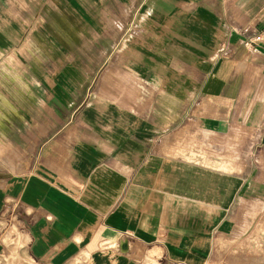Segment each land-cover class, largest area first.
<instances>
[{
	"label": "crops",
	"instance_id": "crops-1",
	"mask_svg": "<svg viewBox=\"0 0 264 264\" xmlns=\"http://www.w3.org/2000/svg\"><path fill=\"white\" fill-rule=\"evenodd\" d=\"M263 30L264 0H0V264H213L264 221Z\"/></svg>",
	"mask_w": 264,
	"mask_h": 264
},
{
	"label": "rangeland",
	"instance_id": "rangeland-1",
	"mask_svg": "<svg viewBox=\"0 0 264 264\" xmlns=\"http://www.w3.org/2000/svg\"><path fill=\"white\" fill-rule=\"evenodd\" d=\"M262 145V150H264V142ZM12 147L13 143L6 144V158L5 160L0 158V169L3 167L6 170L15 172L14 168H9L13 162L9 156L13 154ZM24 152L25 150L23 149V153ZM262 176L264 183V173ZM260 211L264 214V205H262ZM217 244V253L213 257V264H227L228 261H235L239 257V254L242 258H245V260L249 257H254V255L258 258L260 256L264 257V221L256 223L253 221L246 222L241 228H238V224H236L229 240L226 242L219 241Z\"/></svg>",
	"mask_w": 264,
	"mask_h": 264
},
{
	"label": "built area",
	"instance_id": "built-area-1",
	"mask_svg": "<svg viewBox=\"0 0 264 264\" xmlns=\"http://www.w3.org/2000/svg\"><path fill=\"white\" fill-rule=\"evenodd\" d=\"M261 42H264V30L260 32L256 37H254L252 40L246 42L244 45L246 47H252L254 45H257Z\"/></svg>",
	"mask_w": 264,
	"mask_h": 264
}]
</instances>
